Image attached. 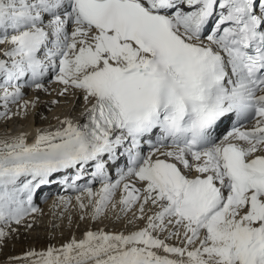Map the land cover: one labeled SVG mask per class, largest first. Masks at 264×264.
<instances>
[{
  "label": "snow or ice",
  "instance_id": "1",
  "mask_svg": "<svg viewBox=\"0 0 264 264\" xmlns=\"http://www.w3.org/2000/svg\"><path fill=\"white\" fill-rule=\"evenodd\" d=\"M50 75L61 96L82 95L83 121L0 139V224L20 225L37 190L75 170L69 186L93 220L119 193L144 226L16 259L264 264V0H0V117ZM124 156L113 181L105 164ZM90 164L100 188L77 189Z\"/></svg>",
  "mask_w": 264,
  "mask_h": 264
},
{
  "label": "bare ground",
  "instance_id": "2",
  "mask_svg": "<svg viewBox=\"0 0 264 264\" xmlns=\"http://www.w3.org/2000/svg\"><path fill=\"white\" fill-rule=\"evenodd\" d=\"M49 83L46 87L49 92L47 95H39L35 90L27 93L20 104L27 103V107L21 108L19 105L17 109L20 113L19 115H21L20 118H16L13 121L11 118L0 117V139L25 134L28 142H31L37 130L53 131L61 127L59 121L66 117L72 119L73 122L83 121L81 113L85 108V104L82 95L74 90H69L65 95L61 96L60 92L63 89V85L54 83L53 79ZM37 98H39L38 101H36ZM53 101H56V103H53ZM0 109H5L3 101H0ZM40 115H45L42 121L38 120ZM100 186L96 183L91 187L93 191H96ZM136 186L139 187L140 185L137 184ZM80 194L75 192L71 196H66L71 198V203L66 211L60 204V200L52 199L44 204L38 212L26 217L20 225L13 224L10 227H3L9 233L3 240L14 239L17 244L13 250L7 251L1 245L3 240L0 241V264H31L30 260L16 258L24 257L30 251L41 252L49 247L58 248L73 239L78 241L89 231L128 234L144 226V221L135 220L134 218V214H139L136 208L126 214L120 212L118 204L119 193L114 197L115 209L110 204L103 215L111 221L115 217L121 216L124 220H122L123 225L116 227L112 222H107L106 220L103 222L98 220V218L93 220L91 218L92 212L87 222L82 220L83 222L78 223V219L70 214H73L72 211L79 208L75 197ZM82 200L84 204H88L86 196L82 197ZM151 211H154V209L146 208L145 210L146 214H150ZM29 224H31V227L27 226ZM2 225L4 226V224ZM160 238L163 239L164 237L161 236ZM166 243L180 246V241L176 238L167 240ZM22 244L23 247H21ZM17 249L20 250L18 251ZM160 254L163 253L161 252Z\"/></svg>",
  "mask_w": 264,
  "mask_h": 264
},
{
  "label": "rangeland",
  "instance_id": "3",
  "mask_svg": "<svg viewBox=\"0 0 264 264\" xmlns=\"http://www.w3.org/2000/svg\"><path fill=\"white\" fill-rule=\"evenodd\" d=\"M50 84V83H49ZM42 116V117H41ZM44 116L45 115H40V117H38V120L40 119L41 121L43 120V118H44ZM86 205V204H85ZM88 205V204H87ZM73 212V214H70L71 216H75V218H77L78 219V223H80V222H87L88 221V219L90 218V214H91V212H92V209H91V206H88V207H85V210H81L80 208H78V209H75V211H72ZM88 212H90V213H88ZM117 216V215H116ZM81 217H83V219L81 218ZM92 218V217H91ZM80 220V221H79ZM83 220V221H82ZM98 220H100L101 222H103V221H107V222H112V224L114 225V226H116V227H120L121 225H123V219L121 218V216L120 217H115L114 219H113V221H111V220H108V218H106L104 215H101L100 217H98ZM123 220V221H122ZM1 226H2V229H4L3 227H5V225L3 226L2 224H0V228H1ZM16 241L14 240V239H12V240H3L2 241V246L7 250V251H11V250H13L15 247H16ZM20 246V245H19ZM18 246V247H19ZM21 247H23V244L21 245ZM21 249V248H20ZM20 249H17L18 251L20 250Z\"/></svg>",
  "mask_w": 264,
  "mask_h": 264
}]
</instances>
